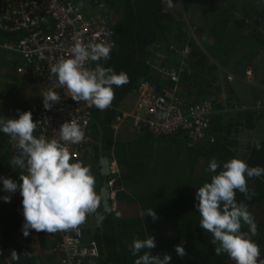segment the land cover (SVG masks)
I'll list each match as a JSON object with an SVG mask.
<instances>
[{"label":"trees","instance_id":"obj_1","mask_svg":"<svg viewBox=\"0 0 264 264\" xmlns=\"http://www.w3.org/2000/svg\"><path fill=\"white\" fill-rule=\"evenodd\" d=\"M84 1L94 12L110 15L115 45L105 67L117 73L123 71L129 77V82L122 87L113 86L115 98L111 107L93 110V143L83 164L87 166L89 161L92 168L97 163L91 174L102 205L92 220L91 215L87 216L85 231L86 240L97 246L99 257L88 259L85 264H135L138 256L147 250L133 256L130 246L135 238L146 239L150 234L156 240L153 254H171L170 264H235L226 253L215 254L211 234L199 226L195 196L198 187L210 182L214 174L209 172L212 159L222 166L229 159L239 157L250 167L264 168V89L246 81L250 68L255 79L259 78L258 57L264 51V0ZM193 5L201 7L205 17L204 24L196 28L199 40L207 35L202 45L195 42L187 29L185 14L190 13ZM17 38L15 33L0 31L1 42ZM168 42L179 47L190 46L186 58L190 72L182 75L179 95L190 104L204 100L213 103V142L194 143L184 133L136 134L128 127L115 135L112 127L115 117L124 102L133 97L137 85L143 80L162 82L154 76L151 67V61L157 56L153 46ZM16 61L13 68L6 65V73L5 70L0 73L3 78L0 117L18 118V110L31 111L30 107L38 101L27 102L30 109L28 105H15L9 88L14 92L25 86L29 91L37 81L35 76L20 77L19 60ZM230 73L235 76L232 81ZM258 82L264 85V80ZM246 87L249 95L241 99L237 89ZM9 141L10 137L0 132V177L11 178L19 184L21 170L10 164L14 145ZM106 156L109 162L116 160L120 169L112 189L116 192L115 208L114 201L109 199L108 210L103 204L102 188L105 186L111 192V173L103 174L100 165L101 158ZM248 187L250 193L254 190L252 198L246 199L237 190L236 200L246 203L255 218L257 235L253 240L261 250L259 260H264V175L249 178ZM2 188L0 179V195ZM13 196L14 204L0 203V264H53L59 255L52 253L49 234L38 232L36 238L23 235V198L19 190ZM149 208L157 213L158 219L142 215ZM116 212L120 213L119 218ZM242 230L247 231L248 226L244 225ZM182 241H186L184 257L175 251ZM36 243L41 247L39 252ZM13 249L20 254L17 261L9 257Z\"/></svg>","mask_w":264,"mask_h":264},{"label":"clouds","instance_id":"obj_2","mask_svg":"<svg viewBox=\"0 0 264 264\" xmlns=\"http://www.w3.org/2000/svg\"><path fill=\"white\" fill-rule=\"evenodd\" d=\"M111 48L112 45L103 41L88 44L76 41L67 58L61 57L50 66L49 80L64 88L74 101L90 103L101 111L108 109L115 98L113 86L118 88L129 82L125 72L117 73L98 63L110 58ZM89 61L97 62L95 68L87 66ZM42 98L44 108L48 110L61 101V95L51 88L42 93ZM132 98L127 99L123 107L129 105ZM18 111V118L0 117V132L8 135L9 142L18 149L10 164L21 170L22 183L8 177L0 179L5 191L14 193L19 190L23 198V235L27 237L31 230L54 234L77 229L88 215L97 214L102 205L90 167L81 161L70 162L68 145L83 142V128L72 118L61 124L58 137H37L32 112ZM256 147L259 149L260 145ZM209 172L214 173L210 182L198 187L195 199L198 201L199 226L211 234L215 254L226 253L235 264H258V261L264 264V260H259L260 247L253 240L257 235L255 218L246 203L236 200L237 190L246 199L252 198L255 193L254 190L249 192L248 179L264 175V168L250 167L243 159L233 157L222 166L212 159ZM3 199L10 202L11 197ZM142 215L158 219L151 208ZM116 216L119 218L120 213L116 212ZM244 225L248 226L247 231L242 230ZM184 243L186 241L175 248L180 257L187 255ZM155 247L156 240L151 234L146 239L135 238L130 246L132 255L147 250L138 256L135 264H170L171 254L154 255L152 249ZM9 257L17 261L20 254L13 249Z\"/></svg>","mask_w":264,"mask_h":264},{"label":"built area","instance_id":"obj_3","mask_svg":"<svg viewBox=\"0 0 264 264\" xmlns=\"http://www.w3.org/2000/svg\"><path fill=\"white\" fill-rule=\"evenodd\" d=\"M0 31L15 33L16 40L0 41V50L9 51L17 56L20 77L35 76L38 85L36 103L31 106L37 124L34 135L47 138L58 137L59 127L65 121L76 119L85 132V139L79 144H69L70 162L87 159V151L93 143L92 120L94 105L74 101L65 93V89L49 80V68L61 57L71 54V47L76 41L105 42L114 47L113 29L110 15L94 12L84 0H0ZM111 48V49H112ZM156 58L151 62L154 76L162 82L158 84L149 80L141 81L133 92L132 106L121 107L112 124L115 135L128 127L136 134L149 131L155 136H173L186 134L196 143L215 140L211 133L214 105L209 100L190 104L180 97L181 78L190 72L187 56L190 46H177L165 43L154 47ZM105 60L98 63L105 67ZM97 62L89 61L87 66L95 68ZM235 78L230 73L229 80ZM254 72L247 70V82L254 80ZM61 95V101L48 110L44 108L42 93L48 89ZM241 108H246L243 106ZM240 109V107H238ZM14 155L18 149L14 147ZM111 176L110 197L114 201L116 192L114 183L120 172L116 160L110 161ZM14 193L7 205L14 204ZM88 220L77 229L58 231L49 234L51 250L59 258L53 264H85L88 259L99 257L97 246L88 242L85 231ZM30 232L36 233L35 230Z\"/></svg>","mask_w":264,"mask_h":264},{"label":"rangeland","instance_id":"obj_4","mask_svg":"<svg viewBox=\"0 0 264 264\" xmlns=\"http://www.w3.org/2000/svg\"><path fill=\"white\" fill-rule=\"evenodd\" d=\"M194 5H196V4H194ZM194 5H193V7H191L190 13L187 14V15L185 14L186 24H187V29L189 30V33H190L191 37L195 40L196 43L202 45V44H204L207 41V37H206L207 35L205 36L204 40H199V38L196 35V28L201 26L202 22L204 24L205 17L200 12L201 11V7L194 6ZM201 47L203 48V46H201ZM263 57H264V51H262L261 55L258 57L259 67L257 69V74H258L257 78L259 77L258 80H260V81L264 80V58ZM6 65H10L11 68H13V65H15V58L9 51H6V50H2L1 51L0 50V66H1L0 67V73H3L4 70H5V73H6V69L8 67ZM2 79L3 78L0 76V82H3ZM258 80H256L254 78V80L252 82H250V83L253 84L254 86H258L261 89H264V85L259 83ZM38 85H39V82L36 81V84L34 83V86L32 88H30L29 91L26 90L25 86L23 88H21V90L20 89H15L14 92H13L12 88H9L10 95L12 93L14 94L13 98H14L15 105L19 104V106L26 107V105L29 104L31 99L34 100V98H32V95L34 94L33 90H34V92L37 91L36 89H37ZM2 87H5L6 90L8 89V87L6 85H3ZM247 90H248V87H246V88H238L237 89L238 93L242 96V97L240 96L241 99H243L244 96L248 97L250 91L247 92ZM24 98H26L27 101ZM27 102H28V104H27ZM127 106L130 108L132 106V104H129V105L127 104ZM30 108H29V105H28L27 109H30ZM253 139H248V140H253ZM86 164H87V166L90 167L89 161H87ZM96 164L97 163L94 162V165L92 166V168L90 167L91 172H92V170L96 169ZM1 191H2V193L0 195V203L5 204V202H7V201H5L3 198L5 196H8V192L4 190V187L2 188ZM93 218H94V216L91 215V220Z\"/></svg>","mask_w":264,"mask_h":264},{"label":"water","instance_id":"obj_5","mask_svg":"<svg viewBox=\"0 0 264 264\" xmlns=\"http://www.w3.org/2000/svg\"><path fill=\"white\" fill-rule=\"evenodd\" d=\"M100 165H102V173L105 175L110 174L109 168V157H102L100 160ZM102 196H103V204L106 210L109 209V199H110V191L107 187L102 188Z\"/></svg>","mask_w":264,"mask_h":264},{"label":"crops","instance_id":"obj_6","mask_svg":"<svg viewBox=\"0 0 264 264\" xmlns=\"http://www.w3.org/2000/svg\"><path fill=\"white\" fill-rule=\"evenodd\" d=\"M14 56V58H15V62H17L16 60H18L17 59V56H15V55H13ZM37 91H33V98H34V100H38L39 98L37 97V93H38V90H39V88L37 87V89H36ZM37 234H38V232H36V233H33V232H30V236H34L35 238L37 237ZM37 244V247H38V252L41 250V247H40V245H39V243H36Z\"/></svg>","mask_w":264,"mask_h":264}]
</instances>
